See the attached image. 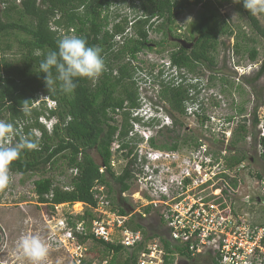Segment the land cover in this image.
I'll use <instances>...</instances> for the list:
<instances>
[{"label":"trees","instance_id":"16d2710c","mask_svg":"<svg viewBox=\"0 0 264 264\" xmlns=\"http://www.w3.org/2000/svg\"><path fill=\"white\" fill-rule=\"evenodd\" d=\"M138 1L136 5L134 0H20L18 3L16 0H0V120L13 123L22 134H30L32 139L39 142L38 150L25 149L21 152L20 157L12 162L10 174L44 173L42 170L47 166L52 168L59 161L72 173L76 171L66 186L55 185L51 178L42 176L33 183L39 204L83 203L89 208L83 216L69 219L68 224L71 226L84 222L89 230L93 218L91 209L97 203L93 195L95 184H106L107 197L112 200V206L115 205V199L110 196L112 187L107 176L119 185L120 192L128 191L133 184V174L128 165L116 177L112 169V161L114 159L116 163V158L112 157L111 146L117 135L125 138L132 130L129 125L130 111L122 112V109L125 102L127 109L138 108V81H144V78L140 77L143 68L138 65L137 57L151 43L149 31L161 35L159 46L162 47L167 41V35H173L176 15L187 8L199 7L197 20L191 22L185 30V40L192 42L196 39L192 48L184 51L177 45L181 51H174L167 57L178 70L196 75L200 68L217 72L218 49H227L226 42L229 39L233 40L232 54H247L250 62H255L258 57L256 39H264V26L243 7L242 0L235 2L242 9L241 14L244 15L250 34H246L239 26H230L221 18L220 5L230 4L233 0ZM124 9L132 10L122 13ZM140 12L141 15H138ZM262 16L264 20V14ZM156 19L162 20V23L155 27L153 22ZM167 26L168 31L165 30ZM66 34H75L86 39L89 46L100 47L105 61V71L98 78H76L77 87L72 93H64L59 81L48 89L44 83V73L39 69L46 54L56 51L57 41ZM220 37H226L227 40H219ZM163 51L161 49L156 54L161 55ZM149 65L151 68L156 67L153 61H149ZM263 75L264 57L254 76L244 81L259 102L263 92H256L254 85ZM152 76L155 82H160L155 75ZM219 81L222 86L228 83L223 78ZM166 83H160L161 98L170 103L179 117L185 116L188 102L196 101L190 97V93L193 91L199 94L203 87L202 80L198 88L185 81L184 84L176 85ZM49 103L53 106L49 107ZM257 107L253 110L252 128L258 125ZM117 110L121 111L123 118L121 126L115 124ZM241 112L242 109L239 110ZM198 118L201 125L207 121L205 116ZM40 119H55V123L48 130ZM230 121L231 118H228L227 123ZM179 123L175 117L174 126ZM247 135L245 123L238 124L233 131L231 147L234 149L243 143ZM19 139V136L15 137L13 143ZM197 141L190 137L184 139L182 146L190 151L197 145ZM255 143L262 147L260 158L264 161V137ZM94 148L98 156L96 162L90 153ZM234 150V155L226 160L230 168L247 160L245 153L238 147ZM143 160L146 158L143 157ZM101 163L105 167L106 176L99 172ZM256 178L261 180L259 175ZM233 186L236 187L235 182ZM120 213L124 214V211L120 210ZM132 229H140L145 240L135 248L131 257L127 256L122 261L116 260L117 255L125 250L122 246L95 240L92 235H87L86 239L101 247V261L110 256L107 264H135L134 253L144 249L145 242L151 237L140 224L132 226ZM161 241L168 254L165 264H172L171 246L166 240ZM211 260L217 264L215 258Z\"/></svg>","mask_w":264,"mask_h":264},{"label":"rangeland","instance_id":"374dc122","mask_svg":"<svg viewBox=\"0 0 264 264\" xmlns=\"http://www.w3.org/2000/svg\"><path fill=\"white\" fill-rule=\"evenodd\" d=\"M20 0H16L18 3ZM130 0H127L129 2ZM135 4H139L138 0H134ZM236 0H233L232 3L227 4L223 3L219 7V14L221 18L225 19L228 24L232 27L239 26L246 34H250L248 24L244 19V15L241 14L242 9L239 6H236ZM122 7V6H121ZM126 8V6H124ZM132 9L121 10L122 13L129 12ZM199 7L187 8L183 13L176 15L173 32L179 36V39H185V30L186 27L191 23L197 20L199 15ZM141 15V12L138 13ZM259 21L260 25L264 26L263 16L254 15ZM162 21L156 19L153 24L156 27L161 24ZM172 28V26H170ZM180 31V34H178ZM148 38L152 42H159L161 35L154 32L148 33ZM219 40H227L226 37H220ZM257 45L255 46L258 52V57L255 62H250L248 60L247 54L234 55L232 54L231 47L233 45V40L229 39L227 41V49L220 47L216 55V71L210 72L204 68H200L198 75L192 74L189 75V78L194 82V78L198 76L201 77L203 87L200 89L199 94L195 92L190 93L191 98H195L196 101L188 102L187 108L193 106L195 108L191 113H186L185 116L180 117L182 122V127L180 128L181 138H196L201 140L205 146L206 150L208 149L209 153L213 150L214 153H219L218 151H225L229 156L232 153H235V148L238 147L246 155V159L243 164L245 165L243 170H239V175H237L236 189L235 193L230 194L229 202L232 204L231 208L234 209L237 214L245 215L249 223L258 224L257 220L263 217L264 219V206L256 202L257 198H263L264 194L261 189L264 187V161L260 158V153L262 152V147L255 143L256 140H259L260 137H264V75L255 83L254 89L256 92H263L262 100L259 102L256 100L255 94L251 91V88L247 86L244 81L250 79L254 76L255 72L259 68V65L264 57V39L257 38ZM167 49V48H166ZM168 53L165 52L161 55L156 54V51L143 52L139 55V59L147 58L151 62H155L156 68H154V73L156 70L163 69L164 67L169 68L171 63L167 59ZM213 73V74H212ZM162 76L165 77V72L162 73ZM211 76H214V79H210ZM170 77L172 80H170ZM141 78H144L145 86L148 88V92L144 96V100L147 101L148 94L151 95L150 99L156 102L158 105L159 112L162 111L163 114V123L165 127H170L172 119L170 118L171 112L173 115L176 114L175 111L171 110L169 103L163 102L160 96L161 85L156 86L151 82L150 76L145 75ZM220 78H223L228 82L223 85L219 81ZM177 79V80H176ZM165 80L169 82H175L174 85L183 83L184 80L174 75L166 76ZM153 85V86H152ZM232 87H231V86ZM239 88V89H234ZM197 102H199V107H196ZM166 110V113L160 108V105ZM258 105L256 110V116L258 119V125L255 128H252L251 123L253 119V110L255 106ZM49 107H52L53 104L49 103ZM242 109V112L239 113V110ZM150 110L148 104H143L139 109L133 108L130 110V115L132 119H136V122H133V135L135 139L143 140L147 142L148 140H160L159 142H164L166 140V134L157 133L153 130H157L161 125L156 126L151 130L142 122H146L149 118L148 115L145 116L141 121H137L138 115L142 117L146 111ZM151 116V115H149ZM198 116H205L207 121L201 125ZM152 117V116H151ZM176 117L178 115L176 114ZM231 118V121L227 123V119ZM119 120V118H117ZM45 119H42L44 122ZM245 123L248 135L246 140L235 146L233 149L230 143L233 141V131L236 126L241 123ZM118 124V121L115 122ZM49 126V123L47 124ZM46 126V127H47ZM36 133V132H35ZM38 136V133H36ZM223 138V139H222ZM146 146L144 143L142 147ZM117 148L116 142L114 140L111 150ZM142 157L149 158L150 161H147V166L144 167L142 174L149 173L151 167L159 162L166 160L164 164L166 166L164 169L160 170L155 178L158 182V185H165L168 192L179 193L176 189L178 177L182 175L183 170L189 173L191 176L195 172V166L197 163L204 161V152H200L199 155L192 154V161H190L189 151L183 148L181 152L175 154L174 158L171 159H162L160 158L159 151L151 150L150 154L147 156L142 148ZM116 150V149H115ZM203 151V150H202ZM207 151V152H208ZM112 157L115 156L112 153ZM212 154V153H211ZM197 157V159H196ZM114 161V159H113ZM157 161V162H155ZM197 161V162H194ZM154 162V163H153ZM173 164V165H172ZM101 167L99 172L100 174L107 175L106 171ZM115 170V168H112ZM44 173H33V174H10V183L5 189H0V264H28V261L23 257L22 252L17 247L18 240L21 236L25 234H34L39 235L49 246V255L46 258L44 264H74L70 261L71 250L74 255H78L79 252L76 251L73 246L66 245V248L63 246L62 241L65 236H60L58 234V228L56 227V219H50L52 214L49 209H53L50 204L42 205L37 203V197L34 194V181L39 178H51L55 185L66 186L69 185L71 177L73 174L71 171L67 170L63 162L59 161L55 166L50 168L47 166L44 170ZM259 175L261 180L256 178ZM142 177V176H140ZM107 181L111 184L112 195L111 197L115 199V205H111L112 200L109 199L106 211H112L117 209L119 206H124L128 212L140 208L139 211L143 213L144 211L148 213L147 217L142 218L139 215H133V218L130 219V225L135 226L141 224L144 226L146 233L150 236V241L156 239L157 235H163L165 233L164 227L159 223V214L157 209L147 210L148 208H142L145 206V201L143 198H140L138 193H140L139 185L133 184L130 186V189L125 192L119 191V185H117L111 178L107 176ZM95 189L93 195L95 198L106 197L108 196V188L106 184H95ZM103 189V193L100 191ZM99 190V191H98ZM124 195V196H123ZM142 197L144 195L142 194ZM95 198V199H96ZM100 199V198H99ZM247 200V201H245ZM61 206H68L64 209L63 219L73 220L78 216H83L84 212L89 208L83 203H63L59 204ZM143 205V206H142ZM47 206V207H46ZM50 206V207H48ZM161 207V206H160ZM96 208V206H95ZM92 208L94 215L93 217L98 216V212ZM259 221V220H258ZM47 222V223H46ZM262 224V223H261ZM71 226V225H70ZM72 228V227H71ZM50 243L53 247L58 243L60 246L57 251L50 247ZM85 247L88 249V255L85 259V262L88 264H103L104 261L107 263L110 260V256L106 259H102V254L99 252L100 246H97L91 240L84 241ZM134 250H124L119 255H117L116 260L122 261L127 256L131 257ZM131 253V254H130ZM195 261H192L190 258L182 257L181 255L174 254L172 264H213L211 256L207 255L206 252L202 251L200 256L195 258ZM72 262V263H71ZM83 264H85L83 262Z\"/></svg>","mask_w":264,"mask_h":264},{"label":"built area","instance_id":"2783aa9c","mask_svg":"<svg viewBox=\"0 0 264 264\" xmlns=\"http://www.w3.org/2000/svg\"><path fill=\"white\" fill-rule=\"evenodd\" d=\"M157 73L156 71L153 75ZM141 75L146 74L142 71ZM138 85L140 86L139 82ZM195 105L199 107V104ZM194 110L193 106L186 109L188 113ZM113 148L112 153L116 149ZM205 148V144L198 140L197 145L188 152L189 156L191 155L190 161L193 160L194 154L204 152V161L196 164L192 176L184 170L182 175L177 176L179 179L176 189L180 191L179 193L168 192L165 188L167 186L158 185L155 175L160 170L157 168L151 167L148 169L149 173L143 175H140L142 172L133 174V184L139 185L141 190L138 195L145 201L142 208L159 210V223L165 230L163 235L156 236L157 240L146 241L145 248L134 253L135 264H165L168 254L161 240H166L170 244L173 258L176 253L193 259L204 251L211 258H215L217 264H264V223H249L245 215H239L231 208L232 201L229 202L230 194L235 193L237 188L233 186V182L237 183L234 179L237 180L239 170H243L245 165L242 162L230 168L226 160L234 153L229 156L225 151L214 153L212 150L211 154ZM159 157L171 159L175 154H160ZM114 163L112 161V167ZM73 174H76V171H73ZM100 191L103 193L104 190ZM261 191L264 194V187ZM99 198H96L94 209L99 214L92 218L89 230L84 226V222L70 226L68 220L63 219L64 209L71 205H53V209H50L52 214L50 219H58L56 220L58 234L65 236L60 242L65 249L66 245H70L79 252L78 255H74L73 249L71 250L70 261L74 264H83L88 255V249L84 245L87 235H92L95 240L134 251L145 240L140 229H132L130 219L133 215L145 218L147 212L141 213L140 208L128 212L124 206L119 205L117 209L106 211L104 209L110 204L108 197ZM257 200L264 206V197ZM120 210L124 211V214H121ZM59 246L60 243L55 247L50 243V247L56 251L64 248H58ZM103 264L107 262L104 261Z\"/></svg>","mask_w":264,"mask_h":264},{"label":"clouds","instance_id":"9594fccd","mask_svg":"<svg viewBox=\"0 0 264 264\" xmlns=\"http://www.w3.org/2000/svg\"><path fill=\"white\" fill-rule=\"evenodd\" d=\"M236 2L239 3L241 0H236ZM242 2L243 7L252 15L264 14V0H242ZM101 53L102 49L100 47L89 46L87 40L80 36L75 34L64 35L57 41V50L49 51L39 64L40 72L44 73L46 87L49 89L59 81V86L64 93H72L77 87L75 82L76 78L93 80L98 78L105 71V61ZM54 72L55 76L53 75ZM163 72H165V77L174 75L180 79L184 78L183 80L186 83L196 85L197 88L200 86V76L194 78V82L191 83L192 80L184 70H178L172 65L169 68L164 67L158 70L157 75H155L160 80V82H156L158 86H160L161 82L164 85L166 82H169L162 76ZM138 82L140 84V95L137 109L143 104H148L150 110L146 111L142 117L138 115L137 121L142 122L141 120L148 115L149 119L142 123L151 130L161 125L157 129L160 130L165 125V123L162 125V111L159 112L158 105L150 99V94H148L147 101L144 100L148 88L145 86V81L140 80ZM171 84H175V82H171ZM40 122L44 126H47L49 123L47 129H50L55 123V119L44 122L40 119ZM17 136L20 137L19 141L13 143L14 138ZM25 149L38 150V140L32 139L30 134H22L13 123L0 120V189H5L9 185L10 166L13 161L20 157L21 152ZM144 158H146V161H150L149 158L147 159L145 156ZM17 247L22 252L23 257L28 261V264H44L49 255V246L39 235L25 234L21 236L18 240Z\"/></svg>","mask_w":264,"mask_h":264},{"label":"flooded vegetation","instance_id":"af4514ba","mask_svg":"<svg viewBox=\"0 0 264 264\" xmlns=\"http://www.w3.org/2000/svg\"><path fill=\"white\" fill-rule=\"evenodd\" d=\"M168 29H169V26H167V28H165L166 31H168ZM172 34L174 36L173 35H167V41L163 44L162 47L159 46V42H152V43H148L146 45L147 49H145L143 51L145 53L151 52V51H153V52L156 51V53H157V51H160L161 49H163L164 50L163 53L167 52L168 54H170L174 51H181V49H183L184 51H189L193 46V42L196 41V39H194L192 42L183 39L186 42V45L189 46V48H185L182 44L179 43V40H181V39H179L178 35H176L173 31H172ZM178 34H180V31H178ZM177 45H179L181 47V49ZM141 53L143 54L142 51L138 54L140 55ZM139 60L140 59L137 57V63H138V65H140L143 68V72H145V74L148 76H152L154 74V70H155L154 68H156V67L153 66L151 68L149 65L150 60H147V58H142L140 60V61H144V62H140ZM187 74L192 75L193 73L187 72ZM162 101L166 102L167 100L165 98H163ZM126 105H127V103L125 102L123 105L122 112H125V111L129 112L130 110H132V109H127ZM169 105H170V103H169ZM160 108L166 113V110L162 104L160 105ZM170 108H171V105H170ZM171 110H173V109L171 108ZM117 112H118V115L116 116V119L119 118V120H117V121L120 125L123 121V118L121 115V111L117 110ZM175 117H176V114L173 115V113L171 112L170 118L172 119V121L170 123V127L164 128V126H163L160 130L155 131L157 133V135L159 133L166 134L165 135L166 140H164V142L163 141L159 142L160 140H148L147 142H144L143 140H139V139L136 140L134 138L135 136L133 135V130H130L129 134L125 138H122L120 135H117L116 140H115L116 145H117V148L115 150L116 163H114L116 177L121 175V170L126 165L129 166V168L132 171V174L141 173L144 171V167L147 166L148 163L146 160H143V157L141 154L142 150L140 147H142L143 143L146 145V146L142 147L145 150L144 153L146 155L150 154L151 150L160 151L163 153H172V154H177V153L181 152V150L184 148V146H182L184 139H182L180 136L181 135L180 128L182 127V125H181L182 122L180 121V117L178 116L177 119L179 120L180 123L177 124V126H174ZM133 122H136V119H132V117L130 116L129 125L132 127V129H133V125H132ZM93 150L90 152L91 156L94 158H97L98 157L97 153H96V151H93ZM164 163H165L164 161H161V162H159V164L153 165L152 168H157V170H162L166 166V164H164Z\"/></svg>","mask_w":264,"mask_h":264},{"label":"water","instance_id":"95a60500","mask_svg":"<svg viewBox=\"0 0 264 264\" xmlns=\"http://www.w3.org/2000/svg\"><path fill=\"white\" fill-rule=\"evenodd\" d=\"M179 43L182 44L185 48H189V46L186 45V42L184 40H179ZM191 45V44H190ZM95 151V148L94 150ZM94 158V157H93ZM97 158H94V161L96 162ZM97 164V163H96ZM101 167H103L102 163L100 164Z\"/></svg>","mask_w":264,"mask_h":264},{"label":"bare ground","instance_id":"6f19581e","mask_svg":"<svg viewBox=\"0 0 264 264\" xmlns=\"http://www.w3.org/2000/svg\"><path fill=\"white\" fill-rule=\"evenodd\" d=\"M135 6V5H134ZM125 15V14H124ZM140 77H143L142 75H140ZM150 79H151V82L153 83V84H155L156 86H158L157 84H156V82L154 81V79H153V76H150ZM170 80H172L171 79V77H170ZM46 121V120H45ZM159 153H160V151H159ZM161 155H164V154H169V153H160ZM172 154V153H171ZM155 162H157V161H155ZM165 162H167L166 160H165ZM154 163V162H153Z\"/></svg>","mask_w":264,"mask_h":264},{"label":"crops","instance_id":"0c3cea01","mask_svg":"<svg viewBox=\"0 0 264 264\" xmlns=\"http://www.w3.org/2000/svg\"><path fill=\"white\" fill-rule=\"evenodd\" d=\"M245 201H247V200H245ZM256 202H257V199H256ZM258 220H259V221H258ZM258 220H257L258 224L264 223V219H263V217H262L261 219H258Z\"/></svg>","mask_w":264,"mask_h":264}]
</instances>
